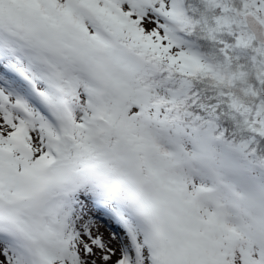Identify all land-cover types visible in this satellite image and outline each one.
Listing matches in <instances>:
<instances>
[{
    "label": "snow or ice",
    "instance_id": "6c2138e0",
    "mask_svg": "<svg viewBox=\"0 0 264 264\" xmlns=\"http://www.w3.org/2000/svg\"><path fill=\"white\" fill-rule=\"evenodd\" d=\"M0 264H264V0H0Z\"/></svg>",
    "mask_w": 264,
    "mask_h": 264
}]
</instances>
